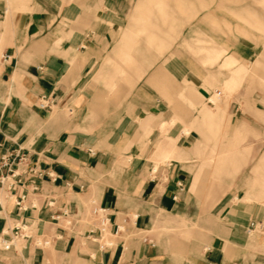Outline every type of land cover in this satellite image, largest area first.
<instances>
[{
  "label": "crops",
  "instance_id": "1",
  "mask_svg": "<svg viewBox=\"0 0 264 264\" xmlns=\"http://www.w3.org/2000/svg\"><path fill=\"white\" fill-rule=\"evenodd\" d=\"M144 2L72 1L59 11L36 2L0 21V264H264V235L251 228L264 201L199 188L205 125L224 126L232 142L252 130L246 120L231 129L225 106L208 107L221 60L204 64L186 47L211 50L207 61L224 57L232 90L247 72L237 62L252 61L260 45L196 24L162 57L137 48L127 69L112 46L135 3L138 34L167 43L157 27L145 28ZM243 111L264 123L257 104L246 100ZM94 205L110 220L103 239ZM19 222L31 238L12 236ZM183 227L196 238L173 241L168 231Z\"/></svg>",
  "mask_w": 264,
  "mask_h": 264
},
{
  "label": "rangeland",
  "instance_id": "2",
  "mask_svg": "<svg viewBox=\"0 0 264 264\" xmlns=\"http://www.w3.org/2000/svg\"><path fill=\"white\" fill-rule=\"evenodd\" d=\"M81 2L85 0H0V21L7 18L8 12L12 11V17L22 11H32L31 6L36 2H42L53 5L54 11L66 6L70 2ZM143 0H139V3ZM144 10L152 17L150 23L146 18L145 28L148 24L157 27L154 29L161 38H167L165 47L158 48L156 43H149L147 34L139 35L141 23L136 22L134 11L136 3L126 19V25L121 29L118 39L113 43L114 49L122 50L125 56L122 58L127 69L133 68L136 49H141V54H156L162 57L170 51L174 45L180 41L183 31L193 28L196 24H205L209 28L215 26L220 31L222 38H234L240 41L246 39L252 40L260 45V53L250 62L240 63L238 66H244L247 70L238 80L237 85L232 90L226 89V80L232 73L229 68L224 67V57L215 56L214 60L210 57L212 51L206 48L197 49L189 47L188 51L195 57L206 56L204 64H215L221 60V81L214 87V90L208 98L214 100L208 107L215 109L217 104L226 107L227 117L232 118L231 129L236 126L240 120H246L252 130L249 137L244 141L232 142L230 135L224 126L216 131L215 128L208 127L211 130L210 136L203 137L204 152H197L196 157L200 161L197 180L199 188L206 194L223 196L227 193L236 195L237 203L242 200L256 201L260 204L264 201V170L255 172V165L261 155L264 154V123L256 121L251 113L244 114L243 105L245 101L257 104L261 109L264 107L261 99L264 96V0H144ZM138 3V4H139ZM132 15L134 17L132 18ZM148 15L145 14L146 17ZM132 20V26L130 21ZM145 30L143 32H146ZM202 36L198 33V37ZM199 46L212 45L209 43L196 41ZM197 45V46H198ZM228 47L222 40L221 50ZM1 56V50H0ZM132 73L124 72L121 74L124 78ZM221 92L220 95L217 93ZM209 150V151H208ZM264 220V216L257 219ZM186 229V228H185ZM169 230V236L173 241L177 237L183 240L196 238V233L191 229ZM258 235H264V226L257 227Z\"/></svg>",
  "mask_w": 264,
  "mask_h": 264
},
{
  "label": "built area",
  "instance_id": "3",
  "mask_svg": "<svg viewBox=\"0 0 264 264\" xmlns=\"http://www.w3.org/2000/svg\"><path fill=\"white\" fill-rule=\"evenodd\" d=\"M221 92L218 91L217 95H220ZM210 104H213V101H211L209 99ZM42 107H50L49 101H47V99L44 100V102L41 104ZM22 159V158H21ZM12 174H14V171H12ZM92 214L96 217L97 220V226H96V230L99 232V237L100 239H103L105 237V234L107 232V228L110 225V220L108 217V214L106 213V210L98 205H94L92 208ZM70 222V221H68ZM259 225H263L264 226V220L260 221V222H252L251 223V228L256 229ZM12 236L14 238H31L32 237V233L29 229L28 226H26L25 224H21L20 222L18 224H16L15 229L13 231ZM98 238H96L95 240H98ZM35 244L37 246H42V245H48L49 244V240H45L42 239L40 237H35ZM105 244L107 245V242H105ZM13 245V240L11 241H7V240H2V246L5 250H9Z\"/></svg>",
  "mask_w": 264,
  "mask_h": 264
},
{
  "label": "bare ground",
  "instance_id": "4",
  "mask_svg": "<svg viewBox=\"0 0 264 264\" xmlns=\"http://www.w3.org/2000/svg\"><path fill=\"white\" fill-rule=\"evenodd\" d=\"M211 101L215 102L214 100H211Z\"/></svg>",
  "mask_w": 264,
  "mask_h": 264
}]
</instances>
